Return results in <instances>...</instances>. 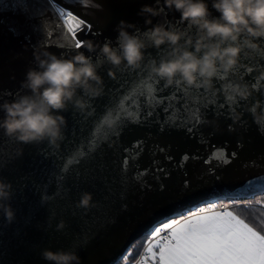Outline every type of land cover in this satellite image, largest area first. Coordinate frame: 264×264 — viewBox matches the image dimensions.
Segmentation results:
<instances>
[{
  "label": "water",
  "instance_id": "obj_1",
  "mask_svg": "<svg viewBox=\"0 0 264 264\" xmlns=\"http://www.w3.org/2000/svg\"><path fill=\"white\" fill-rule=\"evenodd\" d=\"M53 2L91 25L77 34L81 41L117 47L119 21L135 24V34L146 43L144 61L136 70L116 69L103 56L71 46L49 0H0V103L25 91L20 85L36 67L34 47L65 58L84 52L105 86L100 97H85V112L70 105L61 113L68 125L58 148L47 141L18 144L0 129V178L13 185L17 215L8 226L0 212V264H49L40 256L46 248L75 250L82 264H118L132 244L166 218L264 193V124L258 126L247 111L254 101L264 106V80L259 79L264 53L242 54L231 73L214 78V91L184 83L166 86L149 68L169 49L151 45L142 35L151 25L137 15L141 5L156 6V0ZM206 2L218 18L212 0ZM152 21L196 39L197 29L181 22L178 12L165 8ZM233 80L249 85L253 95L247 102L227 98L224 84ZM85 191L93 195L87 210L76 207ZM60 220L66 227L58 232Z\"/></svg>",
  "mask_w": 264,
  "mask_h": 264
},
{
  "label": "clouds",
  "instance_id": "obj_2",
  "mask_svg": "<svg viewBox=\"0 0 264 264\" xmlns=\"http://www.w3.org/2000/svg\"><path fill=\"white\" fill-rule=\"evenodd\" d=\"M156 0V6L141 5L137 15L151 25L142 35L155 48L166 45L167 57L151 62L150 73L163 80L166 86L184 83L190 87L214 91V78L223 72L225 76L239 64L242 54L253 56L264 53V0H212V8L220 15L213 17L206 0ZM180 13V21L197 29L196 39H185L182 31L162 23L153 24L152 18L161 16L164 9ZM128 29L135 30L130 33ZM117 47L111 42L102 46L92 39L82 42L89 53L103 56L114 68L139 69L144 61L145 39L136 35L135 24L125 20L116 26ZM27 47V46H26ZM79 49V48H77ZM97 50H99L97 52ZM35 68H29L21 81L23 93L18 92L12 101L0 103L4 117L0 129L13 137L18 144L39 145L47 141L50 147L58 148L67 128V118L61 113L72 109L85 112L88 102L85 97L98 98L104 93V81L98 74L97 65L90 56L76 51L67 58L47 50L34 47ZM147 67V66H146ZM115 76L114 72H109ZM264 80V72L260 73ZM229 100L247 102L253 95L249 85L243 81L224 84ZM4 95H11L5 92ZM247 111L258 126L264 124V106L260 101L252 102ZM236 120L240 119L237 113ZM23 155V148L17 152ZM13 185L6 177L0 178V212L8 226L16 221V209L11 201ZM93 206V195L82 192L76 207L87 210ZM66 224L60 220L56 231H63ZM43 260L49 264H82L77 251L71 249H43Z\"/></svg>",
  "mask_w": 264,
  "mask_h": 264
},
{
  "label": "snow or ice",
  "instance_id": "obj_3",
  "mask_svg": "<svg viewBox=\"0 0 264 264\" xmlns=\"http://www.w3.org/2000/svg\"><path fill=\"white\" fill-rule=\"evenodd\" d=\"M49 3L59 13L71 46L82 48L83 41L77 34L84 29L90 30L91 25L72 11L57 7L53 0ZM145 88L151 93V88L147 85ZM235 155L232 153L233 157ZM127 160L126 157L125 164ZM224 162L230 163L231 158L225 156ZM256 203L264 206V201ZM262 233L264 226L257 230L236 212L227 207L217 210V204L210 203L152 226L147 233L150 239L136 264H264ZM120 259L129 264L134 257L126 250Z\"/></svg>",
  "mask_w": 264,
  "mask_h": 264
},
{
  "label": "trees",
  "instance_id": "obj_4",
  "mask_svg": "<svg viewBox=\"0 0 264 264\" xmlns=\"http://www.w3.org/2000/svg\"><path fill=\"white\" fill-rule=\"evenodd\" d=\"M230 201L232 205L229 209L235 211L241 216V218L245 219L246 222L252 224L254 227H257V230H260L261 226H264V206L256 203L257 201H264V193L250 198H237ZM230 201L228 200L226 202L230 203ZM144 238L145 237L132 244V247L128 252L134 257L131 261H134L143 249L144 245H142V243ZM118 264H124L123 260H121Z\"/></svg>",
  "mask_w": 264,
  "mask_h": 264
},
{
  "label": "built area",
  "instance_id": "obj_5",
  "mask_svg": "<svg viewBox=\"0 0 264 264\" xmlns=\"http://www.w3.org/2000/svg\"><path fill=\"white\" fill-rule=\"evenodd\" d=\"M54 3V2H53ZM57 7H61L60 5H58L57 3H54ZM63 8V7H62ZM64 9V8H63ZM65 11H67V9H65ZM56 12V11H55ZM57 14L59 15V13L57 12ZM226 201H228V200H223V201H217V202H211V203H216L217 204V210H222V209H224V208H229L231 205H232V203H231V201H230V203L229 202H226ZM208 204H210V203H208ZM207 204H204V205H201V206H198V207H196V208H199V207H204V206H206ZM143 250H144V248L140 251V253H139V255L136 257V259L134 260V261H131V262H129V264H136V260H138V259H140V254L143 252Z\"/></svg>",
  "mask_w": 264,
  "mask_h": 264
},
{
  "label": "crops",
  "instance_id": "obj_6",
  "mask_svg": "<svg viewBox=\"0 0 264 264\" xmlns=\"http://www.w3.org/2000/svg\"><path fill=\"white\" fill-rule=\"evenodd\" d=\"M233 211V210H232ZM235 212V211H234ZM148 239H150V237H148V236H145V238H144V240H143V243H142V245H144L143 246V248L146 246V244H147V240Z\"/></svg>",
  "mask_w": 264,
  "mask_h": 264
}]
</instances>
